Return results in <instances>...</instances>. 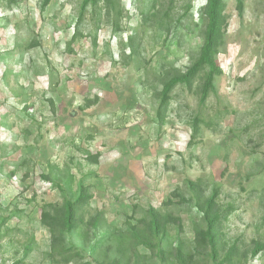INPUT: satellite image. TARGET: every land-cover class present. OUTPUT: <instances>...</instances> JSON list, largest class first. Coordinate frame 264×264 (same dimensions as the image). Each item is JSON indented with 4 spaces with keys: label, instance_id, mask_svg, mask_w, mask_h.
Here are the masks:
<instances>
[{
    "label": "rangeland",
    "instance_id": "1",
    "mask_svg": "<svg viewBox=\"0 0 264 264\" xmlns=\"http://www.w3.org/2000/svg\"><path fill=\"white\" fill-rule=\"evenodd\" d=\"M82 2L0 0V264H63L40 222L42 207L62 202L56 186L92 196L66 245L89 261L123 249V264H158L143 247L130 252L124 235L150 206L181 218L169 245H190L201 219L180 200L190 198L187 180H201L206 196L217 189L221 210L233 209L218 260L232 245L248 253L264 243V0H244L241 14L224 0L215 91L201 104L200 79L176 87L162 124L156 95L198 53L202 0H113L109 15L100 4L80 16ZM94 216L97 230L87 232ZM95 234L110 238L89 256ZM246 264H264V253Z\"/></svg>",
    "mask_w": 264,
    "mask_h": 264
},
{
    "label": "trees",
    "instance_id": "2",
    "mask_svg": "<svg viewBox=\"0 0 264 264\" xmlns=\"http://www.w3.org/2000/svg\"><path fill=\"white\" fill-rule=\"evenodd\" d=\"M12 3L14 0H8ZM113 0H83L81 5V14L87 7L95 8L102 4L107 15L112 10ZM50 0H42V8H44ZM154 3L151 6L153 8ZM198 13L200 24L202 25L201 39L202 44L198 50L192 64L182 73L173 71L166 74L161 82V90L157 93L158 108L156 110V119L162 124L166 118V112L171 101L173 90L178 86L190 88L198 79L201 80L200 85V103L203 104L211 93H214L215 79L222 75V70L216 60L219 48L223 43L226 30L228 28V18L225 14L226 5L224 0H202L198 5ZM244 0H236V9L239 14L242 13ZM151 13L152 17L156 13ZM145 14L143 19L146 22ZM163 19H168V13L162 15ZM80 20V18H79ZM164 24L162 31L168 33L170 26ZM114 29L117 30V23L114 22ZM75 34L72 39H75ZM131 48L130 55L136 52L133 45V39L129 38L127 42ZM31 47H37L34 43ZM193 136H191L192 138ZM99 154H87L86 159L90 164H97ZM44 180L48 181L47 177ZM62 192V202L60 204H47L42 207L40 212V222L42 226L48 230L50 234V255H56L61 259V263H77V264H123L125 250L120 249V257L110 259L108 254H104L100 261H89L80 254L79 251L70 248L67 245V237L76 232L81 220L78 217L80 209H82L91 200L92 196L87 187L80 185L75 197L68 194V189ZM186 187L190 192V198H180L182 203H186L190 208H194L196 214L201 219V227H195L194 239L189 245H184L180 240L176 245L167 243L169 228L176 229L178 234L182 233L183 225L181 218L169 213L148 207L144 218L140 219L138 226L131 225L127 228V235L131 241L133 248L130 252L136 253L138 247H143L149 253V258L154 259L158 264H246L248 259H253L264 253V243L252 241L251 248L248 253L239 252L236 245L230 246L224 253L221 260H218L220 251L225 248L221 245L220 227L227 216L232 213L233 209L228 207L227 210H221L217 203V189H212L209 196H206L205 187L201 180H187ZM174 196H178L174 193ZM179 197V196H178ZM193 201V204H192ZM171 201L164 203V206L170 205ZM99 224V216L90 218L87 222L86 230L95 231ZM110 238V235L97 236L91 239L92 245L87 253L93 255L99 243ZM119 250V248H118ZM125 264H131V258L125 259Z\"/></svg>",
    "mask_w": 264,
    "mask_h": 264
}]
</instances>
